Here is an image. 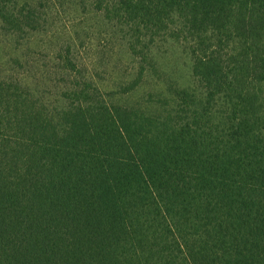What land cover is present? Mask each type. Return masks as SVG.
I'll return each instance as SVG.
<instances>
[{"label": "trees", "instance_id": "16d2710c", "mask_svg": "<svg viewBox=\"0 0 264 264\" xmlns=\"http://www.w3.org/2000/svg\"><path fill=\"white\" fill-rule=\"evenodd\" d=\"M80 1L138 71L107 97L68 46L55 104L0 76V264H264V0ZM41 6L0 0V35ZM170 43L192 83L121 100Z\"/></svg>", "mask_w": 264, "mask_h": 264}, {"label": "rangeland", "instance_id": "374dc122", "mask_svg": "<svg viewBox=\"0 0 264 264\" xmlns=\"http://www.w3.org/2000/svg\"><path fill=\"white\" fill-rule=\"evenodd\" d=\"M31 1L38 7L43 4L39 9L40 25L36 31L20 37L0 35V76L22 80L35 91L36 98L38 92H43L44 100L55 104L71 73L61 63L57 64V58L65 56L69 46L79 69L87 71L102 90L108 91L105 96H118L121 88L133 80L138 64L126 50L118 31L93 12L88 2ZM153 58L157 62L156 72H147L139 87L121 100L146 104L148 91L156 92L168 84L192 83L190 60L176 44L170 43L162 51L156 47Z\"/></svg>", "mask_w": 264, "mask_h": 264}]
</instances>
